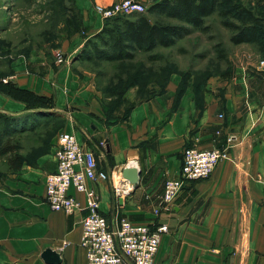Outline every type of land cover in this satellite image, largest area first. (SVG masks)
Listing matches in <instances>:
<instances>
[{
	"label": "crops",
	"instance_id": "1",
	"mask_svg": "<svg viewBox=\"0 0 264 264\" xmlns=\"http://www.w3.org/2000/svg\"><path fill=\"white\" fill-rule=\"evenodd\" d=\"M113 1L76 2L84 40L104 23L94 4ZM139 1L148 6L158 0ZM81 40L76 37L72 45ZM234 46L240 56L220 59L212 53L200 66L172 71L160 91L128 110L125 102L110 109L96 74L73 68L78 61L47 63L34 52L15 58L6 78L50 99L63 123L43 144L40 138L33 142L36 149L0 177V264H87L80 246L84 193L69 188L81 205L73 213L53 211L45 200L44 179L56 168L54 144L61 131L74 132L108 174L107 180H86V185L99 195V211L110 227L120 218L167 225L155 255L158 264H264V68L258 66L264 50L257 54L252 44ZM131 97V90L123 96ZM0 105L12 114L25 107L1 94ZM190 146L225 149L228 155L209 177L185 182L165 206L164 181L179 176L182 151ZM128 165L137 167L138 182L117 199L111 177L123 178ZM47 249L58 253V261L45 260Z\"/></svg>",
	"mask_w": 264,
	"mask_h": 264
},
{
	"label": "rangeland",
	"instance_id": "2",
	"mask_svg": "<svg viewBox=\"0 0 264 264\" xmlns=\"http://www.w3.org/2000/svg\"><path fill=\"white\" fill-rule=\"evenodd\" d=\"M77 1L0 0V86L10 89V92L20 99H14L1 90L0 94L19 101L25 106L23 112L18 114L0 109V128L3 126V116L6 115L15 119V126L22 125L24 121L34 123L32 128L28 126L26 129L11 133L13 137L7 138L0 147V177L6 171L18 167L26 158L31 147L36 149L33 142L40 138L41 144H43L45 139L59 131L58 129L63 123L60 113L38 105L44 101L31 99L28 94L18 90L15 81H11V79L8 83L2 81L12 71L10 65L15 58L27 57L31 52H34L36 55L42 56L47 63L53 61L55 64L54 51L60 50L63 53H68L64 64L78 61L73 65L75 70L80 68L93 71L96 74V87L104 100L111 104L110 108L113 107V103L125 102V110H127L134 101L159 91L166 81L165 71L168 69L180 70L202 65L201 59L215 53V44L217 43H219V49H222L223 54L234 57H237L236 54H238L240 56V53L235 51V44L231 43L229 39L230 35L236 31L221 25L220 17L215 12L206 20L210 25L206 32L192 29L183 38L177 40L173 46L156 47L151 52L158 55L155 60H148L149 53L142 51H137L133 59L124 61L84 59L81 56L82 49L84 47L90 49V47L86 46L87 38L84 40L86 30L82 24ZM233 3L249 9L257 17V25L261 29L260 32L264 34V0H218V10L230 7ZM154 19L181 23L179 18L160 13H155ZM226 19L238 25H243L247 21L246 16L242 13L239 16H229ZM241 19L245 20L242 22ZM112 25L115 28L119 27V23ZM76 37H81L83 40L79 45H72V41ZM91 43L100 46L96 40H92ZM252 47L254 53H260L259 45L252 44ZM130 90L132 97L123 98L124 101H122V95ZM24 99L37 105L29 109L28 103L24 102Z\"/></svg>",
	"mask_w": 264,
	"mask_h": 264
},
{
	"label": "built area",
	"instance_id": "3",
	"mask_svg": "<svg viewBox=\"0 0 264 264\" xmlns=\"http://www.w3.org/2000/svg\"><path fill=\"white\" fill-rule=\"evenodd\" d=\"M94 12L102 19L142 13L147 5L139 0H116L110 4H94ZM56 64L66 62V55L54 51ZM264 68V57L258 61ZM8 82V78H3ZM222 116V115H220ZM56 168L45 175V200L53 211L73 213L81 209L80 202L68 193L70 187L85 195L87 215L82 220L80 246L85 251L87 264H158L155 261L160 236L168 232L165 224L150 226L120 218L110 227L99 211V195L86 185V180L105 181L108 174L97 168L92 149L78 141L73 132H59L54 144ZM225 149L186 147L181 155V168L177 178L164 181L162 203L170 206L187 181L205 179L216 165L227 157ZM115 198L128 196L133 184L124 178L112 180ZM264 181V177H263Z\"/></svg>",
	"mask_w": 264,
	"mask_h": 264
},
{
	"label": "trees",
	"instance_id": "4",
	"mask_svg": "<svg viewBox=\"0 0 264 264\" xmlns=\"http://www.w3.org/2000/svg\"><path fill=\"white\" fill-rule=\"evenodd\" d=\"M217 10L218 0H158L147 6L145 12L118 15L105 19L102 28L87 38L86 46L89 45L90 49L84 47L81 56L84 59L90 60L124 61L133 59L137 51H142L149 53L147 57L148 60H155L158 58V55L151 52L156 47L173 46L177 40L183 38L192 29L206 32L210 27L206 20L215 12H217L220 17L221 25L230 30L236 31L230 35L229 39L231 43L257 44L261 47V51L264 50V34L260 32L261 29L257 25V17L253 15L249 9L233 3L230 7ZM155 13L179 18L181 23H172L158 19L153 20L151 15H154ZM241 13L247 18V21L243 25H238L233 21L226 19L229 16H239ZM241 20L243 22L245 19ZM114 23H119V27L115 28V26L112 25ZM92 40L98 41L100 46L91 43ZM218 49L219 43L215 44V54L218 58L225 59L227 55L223 54L222 49ZM172 71H177V69H168L165 71L166 81L164 82V85L168 80V75ZM13 87L16 86L13 85ZM17 88L25 94H28L31 99L44 101V103L38 104L41 107L51 108L50 99L39 95L38 97L36 96L37 94L28 90L19 87ZM0 90L14 99H20L18 96L11 93L10 89L8 90L0 86ZM154 93L155 92L152 94ZM124 94L122 95V101H124ZM152 94L148 96H151ZM23 101L28 103L29 109L37 105L32 104V102L27 99H24ZM107 104L111 107L109 102ZM119 104L120 102L113 103V107L110 109L116 108ZM129 107H131V105ZM3 119V126L0 128V147L7 138L12 136L11 133L28 127L26 125L21 127L15 126V119L7 115L3 116ZM29 126L32 128L34 123Z\"/></svg>",
	"mask_w": 264,
	"mask_h": 264
},
{
	"label": "water",
	"instance_id": "5",
	"mask_svg": "<svg viewBox=\"0 0 264 264\" xmlns=\"http://www.w3.org/2000/svg\"><path fill=\"white\" fill-rule=\"evenodd\" d=\"M138 169L135 166H126L122 169V177L133 184V187H135L136 183L138 182ZM45 260L54 262L58 261V253L51 249H47L44 252Z\"/></svg>",
	"mask_w": 264,
	"mask_h": 264
}]
</instances>
